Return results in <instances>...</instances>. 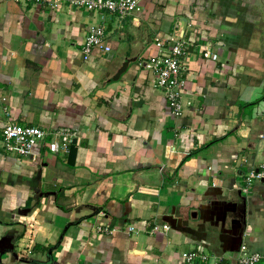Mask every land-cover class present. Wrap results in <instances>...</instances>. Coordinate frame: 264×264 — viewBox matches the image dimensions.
Here are the masks:
<instances>
[{"label":"crops","instance_id":"1","mask_svg":"<svg viewBox=\"0 0 264 264\" xmlns=\"http://www.w3.org/2000/svg\"><path fill=\"white\" fill-rule=\"evenodd\" d=\"M139 2L0 0V264H264V0ZM97 25L109 49L87 53ZM172 37L188 43L176 115L144 66ZM7 122L43 142L6 152Z\"/></svg>","mask_w":264,"mask_h":264},{"label":"built area","instance_id":"2","mask_svg":"<svg viewBox=\"0 0 264 264\" xmlns=\"http://www.w3.org/2000/svg\"><path fill=\"white\" fill-rule=\"evenodd\" d=\"M19 1V0H14ZM34 3H43L51 7H58L59 3L67 2L70 5L83 7L86 10H106L116 13L119 16H125L140 10L139 0H26ZM104 31L102 26H91L87 32L83 50L90 52L93 47H103L108 50L109 47L104 45ZM188 43L180 40L177 37H172L168 41V45L161 40L156 41L158 51L156 54L147 58L144 66L155 73L156 86L160 88L171 108V111L176 115L181 113L179 97L181 95L185 78L182 72L186 70L185 57L188 55ZM209 56L208 52L204 54ZM210 57L215 58L212 54ZM46 131L33 126L19 125L7 122L2 129L1 144L4 150L8 153L19 156L28 155L32 149L43 142ZM52 139L48 141V147L51 151L59 149L66 150L71 143L72 131L62 127L54 129L51 132ZM261 173H255L251 170L245 177L244 191H247L248 186L256 177H260ZM167 225H162V229H166ZM158 225H154L152 230H157ZM183 260L185 264H197V260H206V255L198 254L194 251L183 252ZM260 254L257 252L249 253L240 257L239 264H258ZM159 264V263H155ZM215 264H228L225 261L217 260Z\"/></svg>","mask_w":264,"mask_h":264},{"label":"water","instance_id":"3","mask_svg":"<svg viewBox=\"0 0 264 264\" xmlns=\"http://www.w3.org/2000/svg\"><path fill=\"white\" fill-rule=\"evenodd\" d=\"M126 65V63H124V65L123 66H125ZM122 70V69H121Z\"/></svg>","mask_w":264,"mask_h":264}]
</instances>
